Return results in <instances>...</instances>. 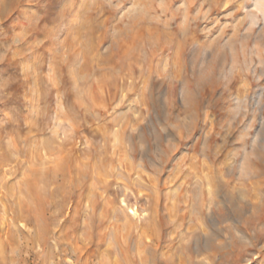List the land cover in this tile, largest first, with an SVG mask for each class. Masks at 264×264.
Returning a JSON list of instances; mask_svg holds the SVG:
<instances>
[{"label": "rangeland", "instance_id": "374dc122", "mask_svg": "<svg viewBox=\"0 0 264 264\" xmlns=\"http://www.w3.org/2000/svg\"><path fill=\"white\" fill-rule=\"evenodd\" d=\"M0 264H264V0H0Z\"/></svg>", "mask_w": 264, "mask_h": 264}]
</instances>
